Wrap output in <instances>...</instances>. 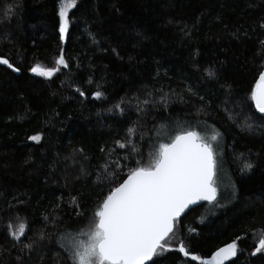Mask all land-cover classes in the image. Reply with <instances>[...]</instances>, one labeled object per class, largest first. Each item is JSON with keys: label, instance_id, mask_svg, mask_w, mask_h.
I'll list each match as a JSON object with an SVG mask.
<instances>
[{"label": "trees", "instance_id": "trees-1", "mask_svg": "<svg viewBox=\"0 0 264 264\" xmlns=\"http://www.w3.org/2000/svg\"><path fill=\"white\" fill-rule=\"evenodd\" d=\"M60 2L0 0V58L18 69L0 65V264H72L63 237L166 123L210 125L229 188L225 201L179 218L177 237L152 259L202 264L236 242L224 264H264V252L252 255L264 231V117L251 101L264 68V0H77L63 40ZM37 65L59 71L37 76ZM17 215L19 240L9 227Z\"/></svg>", "mask_w": 264, "mask_h": 264}, {"label": "snow or ice", "instance_id": "snow-or-ice-1", "mask_svg": "<svg viewBox=\"0 0 264 264\" xmlns=\"http://www.w3.org/2000/svg\"><path fill=\"white\" fill-rule=\"evenodd\" d=\"M76 6L77 0H61L59 31L62 40L68 29L69 9ZM57 63L68 67L63 55ZM0 65L18 71L6 58H0ZM30 71L50 78L59 69H44L37 65ZM213 75L209 72L210 77ZM101 95L100 92L95 93L97 98ZM251 99L258 112L264 114V71L258 77ZM134 131L130 128L129 135ZM30 139L39 143L41 137L34 135ZM211 139L216 140L217 136ZM124 146L119 144L121 148ZM149 156L146 165L137 161L138 166L131 169L127 178L105 197L95 212L98 221L87 234V241L73 238L70 244L61 245L68 252L72 264H146L147 261L157 264L152 258L162 254L165 244L177 237L176 226L185 209L197 201L219 203L215 152L212 144L198 132H180L170 142L160 143ZM246 168L251 170L252 165L248 164ZM113 176L118 174L113 173ZM10 234L19 240L25 234V225L20 224ZM25 247L30 248L31 245ZM237 250V243L233 242L219 249L206 264H224L226 259L237 255ZM178 251L185 257L189 256L182 240ZM261 252H264V231L252 255ZM199 259L191 255L192 261Z\"/></svg>", "mask_w": 264, "mask_h": 264}, {"label": "rangeland", "instance_id": "rangeland-1", "mask_svg": "<svg viewBox=\"0 0 264 264\" xmlns=\"http://www.w3.org/2000/svg\"><path fill=\"white\" fill-rule=\"evenodd\" d=\"M64 2H68V0H64ZM61 5V2H60ZM59 5V9H60ZM61 22V21H60ZM32 74L36 75L35 73L31 72ZM39 76V75H37ZM43 77V76H41ZM183 131H195L198 132L201 136H203L209 143L212 144L215 157L217 161V183H218V190H217V200L225 201L227 197V190L229 188L228 181L225 176L222 174V170H219V166L221 159H222V150L219 147L220 139L218 138V134L213 132L214 130L210 128L208 124H201L199 127H191L190 124H182V123H166L161 131L157 134L155 140L152 142L150 149L145 152L141 158L142 164H147L150 160L149 154L154 152L155 149L159 147L160 143H168L176 134H179ZM217 136L216 140H212V136ZM138 165H136L137 167ZM102 205V204H101ZM101 207V206H100ZM99 208H95L85 219L84 221L76 228L75 234H71L68 236H64L63 240L66 242V245L70 244L72 239L75 238L76 240L87 241L88 233L92 229L94 223L98 221V218L95 217V212L98 211ZM20 224H24L26 228V222L23 216L17 215L14 216L11 220V228L10 232L18 228ZM12 236V235H11ZM13 237V236H12ZM14 238V237H13ZM207 262V261H206ZM206 262H202V264H206Z\"/></svg>", "mask_w": 264, "mask_h": 264}, {"label": "water", "instance_id": "water-1", "mask_svg": "<svg viewBox=\"0 0 264 264\" xmlns=\"http://www.w3.org/2000/svg\"><path fill=\"white\" fill-rule=\"evenodd\" d=\"M262 71H264V68L262 69ZM262 71H261V72H262ZM261 72H260V73H261ZM260 73H259V75H260ZM259 75L257 76V78H256V80H255V82H254V86H253L252 91L254 90V87H255V84H256V82H257V80H258ZM251 93H252V92H251ZM251 101H252V105H253L254 110L256 111V113H258L260 116L264 117V114L259 113L258 110L256 109L254 101H253L252 99H251ZM126 178H127V177H126ZM126 178H125V179H126ZM122 182H123V181H122ZM122 182H121V183H122ZM207 203H208L207 201H197L196 204H194V205H190L187 209H185L184 213H182L181 216H180L179 218H181V217H182L184 214H186L189 210H191V209H193V208H196V207H198V206H200V205L207 204ZM101 206H102V205H101ZM226 246H227V245L222 246V247L216 249V250L211 254V256L207 259V261L211 260L212 257H213V255H214L219 249L224 248V247H226ZM229 259H230V258H229ZM229 259H226L224 262H226V261L229 260ZM148 262H149V261H147L146 264H147Z\"/></svg>", "mask_w": 264, "mask_h": 264}]
</instances>
